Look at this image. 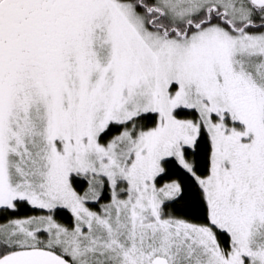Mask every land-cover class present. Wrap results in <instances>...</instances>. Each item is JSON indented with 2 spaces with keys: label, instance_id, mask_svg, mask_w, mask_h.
I'll return each mask as SVG.
<instances>
[{
  "label": "snow or ice",
  "instance_id": "obj_1",
  "mask_svg": "<svg viewBox=\"0 0 264 264\" xmlns=\"http://www.w3.org/2000/svg\"><path fill=\"white\" fill-rule=\"evenodd\" d=\"M0 264H264V0H0Z\"/></svg>",
  "mask_w": 264,
  "mask_h": 264
}]
</instances>
